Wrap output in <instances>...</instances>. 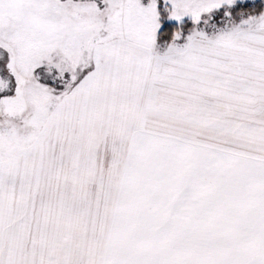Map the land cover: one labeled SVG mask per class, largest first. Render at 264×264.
<instances>
[{
	"label": "snow or ice",
	"instance_id": "obj_1",
	"mask_svg": "<svg viewBox=\"0 0 264 264\" xmlns=\"http://www.w3.org/2000/svg\"><path fill=\"white\" fill-rule=\"evenodd\" d=\"M0 264H264V0H0Z\"/></svg>",
	"mask_w": 264,
	"mask_h": 264
}]
</instances>
